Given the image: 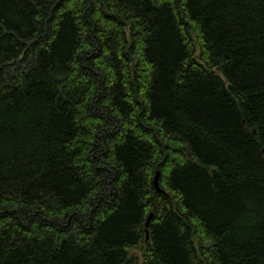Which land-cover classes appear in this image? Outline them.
Masks as SVG:
<instances>
[{
	"label": "trees",
	"instance_id": "trees-1",
	"mask_svg": "<svg viewBox=\"0 0 264 264\" xmlns=\"http://www.w3.org/2000/svg\"><path fill=\"white\" fill-rule=\"evenodd\" d=\"M0 264H264V0H0Z\"/></svg>",
	"mask_w": 264,
	"mask_h": 264
},
{
	"label": "water",
	"instance_id": "water-1",
	"mask_svg": "<svg viewBox=\"0 0 264 264\" xmlns=\"http://www.w3.org/2000/svg\"><path fill=\"white\" fill-rule=\"evenodd\" d=\"M157 179H158V174L156 173L154 183L157 181ZM155 186H157V185L155 184ZM149 218H150V216H149ZM149 218H148V220H147V224H148V222H149Z\"/></svg>",
	"mask_w": 264,
	"mask_h": 264
},
{
	"label": "rangeland",
	"instance_id": "rangeland-1",
	"mask_svg": "<svg viewBox=\"0 0 264 264\" xmlns=\"http://www.w3.org/2000/svg\"><path fill=\"white\" fill-rule=\"evenodd\" d=\"M133 255H134V256H136V252H135V253H133Z\"/></svg>",
	"mask_w": 264,
	"mask_h": 264
}]
</instances>
